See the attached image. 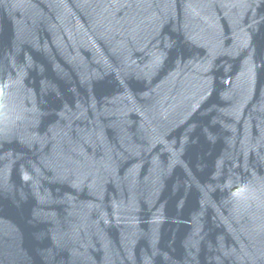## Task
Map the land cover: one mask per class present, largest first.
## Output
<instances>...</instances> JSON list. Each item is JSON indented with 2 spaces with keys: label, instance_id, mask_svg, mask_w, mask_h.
<instances>
[{
  "label": "water",
  "instance_id": "95a60500",
  "mask_svg": "<svg viewBox=\"0 0 264 264\" xmlns=\"http://www.w3.org/2000/svg\"><path fill=\"white\" fill-rule=\"evenodd\" d=\"M0 264H264V0H0Z\"/></svg>",
  "mask_w": 264,
  "mask_h": 264
}]
</instances>
